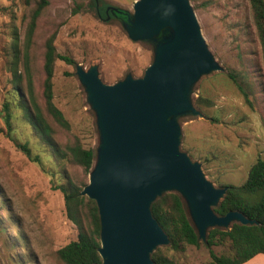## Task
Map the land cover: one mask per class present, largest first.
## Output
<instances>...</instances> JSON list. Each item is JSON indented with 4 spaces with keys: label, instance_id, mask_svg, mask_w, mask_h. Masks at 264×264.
<instances>
[{
    "label": "rangeland",
    "instance_id": "obj_1",
    "mask_svg": "<svg viewBox=\"0 0 264 264\" xmlns=\"http://www.w3.org/2000/svg\"><path fill=\"white\" fill-rule=\"evenodd\" d=\"M105 1L130 15L133 12L135 0ZM88 2L48 0L36 20L27 53L37 92L44 77V44L52 33L56 52L73 59L72 64L61 59L54 62L53 102L70 125L59 138L65 141L74 135L96 154L100 143L96 113L77 67L88 70L95 65L98 77L112 84L127 74L141 76L154 51L146 41L131 40L123 20L98 16ZM189 2L204 41L221 68L201 75L192 85L189 97L200 113L177 116L179 147L201 164L214 186L239 185L255 160L264 157V73L249 2ZM34 5L35 0L27 4L24 0H0V99L13 79L8 62L14 41L18 43L22 71L26 29ZM231 71L239 86L228 77ZM20 104L11 102L15 113L13 136L29 141L32 156L39 155L41 162L29 160L8 135L0 133V264H63L56 250L76 239L77 228L66 216L63 194L51 184L53 160L43 154L45 143L39 132L27 131L30 122ZM95 161L96 157L93 165ZM70 170L80 173L75 166ZM214 250L220 253L226 247L216 246ZM175 256L180 264H207L210 258L203 243L189 245Z\"/></svg>",
    "mask_w": 264,
    "mask_h": 264
},
{
    "label": "water",
    "instance_id": "obj_2",
    "mask_svg": "<svg viewBox=\"0 0 264 264\" xmlns=\"http://www.w3.org/2000/svg\"><path fill=\"white\" fill-rule=\"evenodd\" d=\"M122 24L131 40L156 41L153 60L141 76L127 74L112 84L98 77L95 65L77 67L100 134L81 193L98 208L102 264H152L150 253L168 243L150 211L162 192L181 194L201 240L209 227L254 220L234 210L216 214L213 206L227 187L214 186L201 164L179 147L177 116L200 113L189 97L192 85L221 68L189 0H135Z\"/></svg>",
    "mask_w": 264,
    "mask_h": 264
},
{
    "label": "trees",
    "instance_id": "obj_3",
    "mask_svg": "<svg viewBox=\"0 0 264 264\" xmlns=\"http://www.w3.org/2000/svg\"><path fill=\"white\" fill-rule=\"evenodd\" d=\"M29 1L24 0L26 4ZM248 2L264 73V0H248ZM47 3L48 0H35V5L31 9L26 29L22 71L19 70L21 60L18 43L14 41L11 44V60L8 62V69L12 72L13 79L10 81V87L5 94L1 95L0 99V133L8 135L14 145L29 160L41 162L39 155L32 156L29 141H20L17 136H13L16 132L15 113L11 102L19 101L20 107L25 109L30 122L27 131L30 133L32 130L39 132L40 138L45 143L43 154L50 155L53 160L51 184L63 194L66 216L77 228L76 239L59 247L56 250L57 258L63 264H102V258L98 253L100 246L98 208L95 200L81 193L88 183V175L96 157L95 151L92 148L84 147L78 137L74 135L65 141H61L59 138V133L69 131L70 125L53 102L54 62L56 59H61L72 64L74 61L71 57L56 52L55 33H52L44 44L42 65L44 77L41 81L40 92L36 91L33 76L30 73L31 67L27 51L36 20ZM87 6L98 16L107 20H124L126 15H129L119 7L114 8L120 10V13L113 11L111 9L113 6L105 0H89ZM143 41L148 42L154 50L156 41ZM228 77L238 85L234 72H228ZM244 96L249 103L247 95L244 94ZM54 154L57 157H54ZM74 166L80 169L79 174L70 170V167ZM223 186H226L227 189L217 204L213 206L214 212L224 215L226 212L234 210L241 212L254 222L241 224L232 221L227 228L209 227L205 239L201 240L181 194L174 190L162 192L151 202L150 211L166 233L168 243L156 246L150 253L152 264H180L175 253L184 252L187 246H198L200 243H203L208 250L210 258L207 264H242L258 253L264 254V157H258L255 160L248 170L246 179L241 184L219 185L218 187ZM216 246H225L226 250L217 253L214 250Z\"/></svg>",
    "mask_w": 264,
    "mask_h": 264
},
{
    "label": "crops",
    "instance_id": "obj_4",
    "mask_svg": "<svg viewBox=\"0 0 264 264\" xmlns=\"http://www.w3.org/2000/svg\"><path fill=\"white\" fill-rule=\"evenodd\" d=\"M242 264H264V254L258 253Z\"/></svg>",
    "mask_w": 264,
    "mask_h": 264
}]
</instances>
